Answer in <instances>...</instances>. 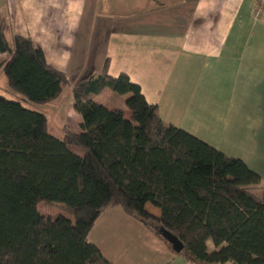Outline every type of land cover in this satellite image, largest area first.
<instances>
[{
    "label": "trees",
    "instance_id": "trees-1",
    "mask_svg": "<svg viewBox=\"0 0 264 264\" xmlns=\"http://www.w3.org/2000/svg\"><path fill=\"white\" fill-rule=\"evenodd\" d=\"M8 25L0 12V53H9L0 68L8 86L32 105L56 99L67 75L48 64L30 37L15 34L11 44ZM107 68L108 61L73 86L82 130L64 125L61 137L48 131L46 112L0 93V264H114L88 236L114 207L188 264H264L260 174L166 123L138 82ZM106 88L132 94L137 123L92 98ZM36 196L65 213H41ZM162 229L180 239V252Z\"/></svg>",
    "mask_w": 264,
    "mask_h": 264
},
{
    "label": "crops",
    "instance_id": "crops-1",
    "mask_svg": "<svg viewBox=\"0 0 264 264\" xmlns=\"http://www.w3.org/2000/svg\"><path fill=\"white\" fill-rule=\"evenodd\" d=\"M257 1L0 0V12L10 41L15 34L30 37L48 64L67 75L60 128L82 130L73 86L108 61L111 74L127 73L141 85L164 121L258 172L264 197V15L255 16ZM63 90L42 107L54 106ZM122 97L108 108L131 120L127 106L133 115L139 106L132 94ZM114 209L98 217L106 232L93 240L114 264H188L136 217ZM107 212L116 220H106Z\"/></svg>",
    "mask_w": 264,
    "mask_h": 264
},
{
    "label": "rangeland",
    "instance_id": "rangeland-1",
    "mask_svg": "<svg viewBox=\"0 0 264 264\" xmlns=\"http://www.w3.org/2000/svg\"><path fill=\"white\" fill-rule=\"evenodd\" d=\"M11 44H12V41H10ZM7 55H9V53H7ZM4 57H6L5 54H1L0 55V61L4 59ZM111 71V70H110ZM109 71V72H110ZM118 74H121V73H118ZM0 93L10 97V98H13V99H18L20 100L21 102H23L26 106H29V107H32V108H36L38 110H47V114H48V131L57 136V137H61L62 135V127L60 128V126L65 122L64 121V118H63V114L60 110V107H59V103L61 100H63L64 98H69L68 94H69V91L67 90V88H64L63 90V94H62V98H60V100H58V102H56L54 104V106H48L46 109L44 107H42V105H32L30 104L27 100L25 101L24 98H23V95L12 90L9 86H8V83H7V79H6V76L3 72V70L0 68ZM92 98L97 101V102H100V103H103L104 105H106L107 107L108 106H114L113 104L119 102V101H124V98L122 97V94L114 91L113 89L111 88H106L104 89L102 92L100 93H97V94H92ZM46 107V106H45ZM127 113H128V116L130 117V119L132 120V122L134 123H137V120H136V115L134 113L133 115V108H131V106H127ZM132 113V115H131ZM166 122V121H165ZM166 123H169V124H172L170 122H166ZM73 124L74 125H77V121H73ZM79 150V149H77ZM37 198H35V204L36 206L38 207V209L40 210L41 213H46V214H57V213H65L63 212L62 210H60L59 208L53 206L50 204V198L47 197V196H44V197H38L36 196ZM154 208H156L155 206H153V204L151 203H147L146 204V209H148L150 212L154 213ZM158 209V208H156ZM115 213L116 212H119L121 216L123 215H129L127 212H125L122 208L120 207H115L114 210ZM155 214V213H154ZM66 215L68 217H70L72 219V221L74 223H76V220H75V217L72 216V215H69L66 213ZM156 215V214H155ZM112 216V212H107L105 214V218L106 220H110V219H115L116 220V217H111ZM104 219V218H103ZM109 223V222H107ZM105 223V226L106 224ZM106 230H105V227H104V224H102V220H99L97 221V223H95L94 227L92 228V230L90 231L89 233V238L91 240H96V239H101L102 240V237H101V234H105ZM128 236H124V238H127ZM210 245H209V249L210 250H213L214 249V245H213V242L211 240H209L208 242ZM139 250H134V252H137ZM162 260H166V257H162L161 258ZM160 264V263H158Z\"/></svg>",
    "mask_w": 264,
    "mask_h": 264
},
{
    "label": "water",
    "instance_id": "water-1",
    "mask_svg": "<svg viewBox=\"0 0 264 264\" xmlns=\"http://www.w3.org/2000/svg\"><path fill=\"white\" fill-rule=\"evenodd\" d=\"M162 235L171 243L173 249L176 252H180L182 250V242L178 237H176L174 234H172L170 231L167 229H162L161 230Z\"/></svg>",
    "mask_w": 264,
    "mask_h": 264
},
{
    "label": "built area",
    "instance_id": "built-area-1",
    "mask_svg": "<svg viewBox=\"0 0 264 264\" xmlns=\"http://www.w3.org/2000/svg\"><path fill=\"white\" fill-rule=\"evenodd\" d=\"M264 15V0H258L255 7V16L261 17Z\"/></svg>",
    "mask_w": 264,
    "mask_h": 264
}]
</instances>
